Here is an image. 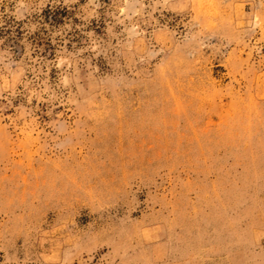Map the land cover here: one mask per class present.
<instances>
[{"label":"rangeland","instance_id":"rangeland-1","mask_svg":"<svg viewBox=\"0 0 264 264\" xmlns=\"http://www.w3.org/2000/svg\"><path fill=\"white\" fill-rule=\"evenodd\" d=\"M0 264H264V0H0Z\"/></svg>","mask_w":264,"mask_h":264},{"label":"trees","instance_id":"trees-1","mask_svg":"<svg viewBox=\"0 0 264 264\" xmlns=\"http://www.w3.org/2000/svg\"><path fill=\"white\" fill-rule=\"evenodd\" d=\"M47 16H49V18H50L51 20L54 19V13L51 14V12H47Z\"/></svg>","mask_w":264,"mask_h":264}]
</instances>
